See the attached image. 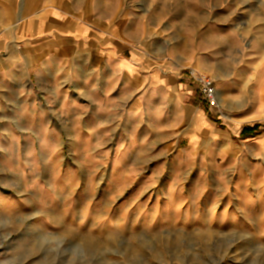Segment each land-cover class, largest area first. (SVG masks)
Masks as SVG:
<instances>
[{"label": "rangeland", "instance_id": "obj_1", "mask_svg": "<svg viewBox=\"0 0 264 264\" xmlns=\"http://www.w3.org/2000/svg\"><path fill=\"white\" fill-rule=\"evenodd\" d=\"M58 3L132 26L116 32L132 44L151 32L147 49L168 65L219 76L217 89L226 81L232 92L221 113L264 103V0H0V57L28 58L39 35L24 21L52 23ZM45 65L16 70L20 95L0 100V264H264V140L183 152L186 138L140 136L117 113L89 109L82 88L93 78ZM54 87L72 105L56 109Z\"/></svg>", "mask_w": 264, "mask_h": 264}, {"label": "crops", "instance_id": "obj_2", "mask_svg": "<svg viewBox=\"0 0 264 264\" xmlns=\"http://www.w3.org/2000/svg\"><path fill=\"white\" fill-rule=\"evenodd\" d=\"M62 6L63 3H58L56 12L50 14L54 21L47 25L54 33L48 36L49 40L41 39L46 34L40 36V30L48 28L43 22L42 14H33L29 22L24 21L25 27L31 28L34 25L33 36L39 35L36 39L39 40L38 45L33 47L31 40L23 51L28 58H13L8 55L0 57V79L8 80L1 82L0 100L14 102L15 97L20 95L13 90L16 70L28 74L32 67L38 65L40 71L50 61V69L55 73H51V76L57 77L61 73L62 77L73 79L76 76L78 79L86 74L84 77L94 79L92 84L89 82L82 88L83 104L90 106L89 109L110 111L106 117L109 120L114 119L111 113H117L125 127L131 128L134 125L139 128L137 135L140 136L146 135L149 129L150 135L156 137L168 135L175 139L186 138L189 145L183 152L193 151L199 144L211 141L220 142L225 151H238L239 146L235 144V140L240 137L254 139L257 136V146L260 140H264V132H261L263 128L254 124L264 123L262 100L257 101L258 110L255 114L232 118L227 113H221L229 105L232 95L230 85L224 81L217 89L219 103L224 108L217 113L212 112L202 102L191 78L192 73L198 76L197 74L205 71L196 67L190 74L182 66L168 65L167 60L161 59L163 57L160 58L154 49H147L155 34L145 33L136 44H132L116 34L132 26L123 22H109L104 18H82L74 10L65 11ZM68 6L73 9L71 4L68 3ZM30 53H36V56L37 53L45 56L49 54L50 58H30ZM39 77L44 78L42 75ZM212 78L217 85L219 76L212 75ZM50 92L54 97L49 102L55 104L56 109H62L65 102L72 105L73 100L62 90L54 87ZM29 94L32 95V92ZM47 95L45 91L44 96ZM78 102L74 98V107ZM9 109L12 107H8ZM28 110L31 111L29 108ZM43 119H47L45 114Z\"/></svg>", "mask_w": 264, "mask_h": 264}, {"label": "built area", "instance_id": "obj_3", "mask_svg": "<svg viewBox=\"0 0 264 264\" xmlns=\"http://www.w3.org/2000/svg\"><path fill=\"white\" fill-rule=\"evenodd\" d=\"M191 78L197 86L202 102L207 105L210 111L219 112L220 107L218 105L217 86L215 81L209 76L202 75L194 76L192 74Z\"/></svg>", "mask_w": 264, "mask_h": 264}, {"label": "bare ground", "instance_id": "obj_4", "mask_svg": "<svg viewBox=\"0 0 264 264\" xmlns=\"http://www.w3.org/2000/svg\"><path fill=\"white\" fill-rule=\"evenodd\" d=\"M204 74H205L204 72H201V73H200V75H202V76H204ZM208 75H209V74H208ZM220 94H221V93H220ZM217 99H218V97H217ZM219 102H220V100H218V105H219V107H220L221 104H220ZM220 110H221V107H220Z\"/></svg>", "mask_w": 264, "mask_h": 264}]
</instances>
